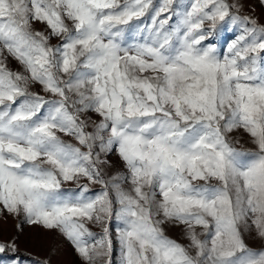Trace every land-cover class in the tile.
<instances>
[{"label":"snow or ice","instance_id":"6c2138e0","mask_svg":"<svg viewBox=\"0 0 264 264\" xmlns=\"http://www.w3.org/2000/svg\"><path fill=\"white\" fill-rule=\"evenodd\" d=\"M243 8L0 0V210L83 264H264L246 242H264V23ZM229 24L241 32L221 51Z\"/></svg>","mask_w":264,"mask_h":264},{"label":"rangeland","instance_id":"374dc122","mask_svg":"<svg viewBox=\"0 0 264 264\" xmlns=\"http://www.w3.org/2000/svg\"><path fill=\"white\" fill-rule=\"evenodd\" d=\"M244 4L242 14L258 17L261 23H264V0H241ZM41 28L42 25H36ZM241 32L239 25L229 24L227 30H220L219 35L215 37V42L221 51L227 50V44L235 39ZM53 44L56 40L52 41ZM10 67L14 70L18 69V65L12 61ZM39 91V88H36ZM93 119L98 120L95 114ZM67 142L76 143L74 138L64 136ZM235 139L239 140L238 147L251 149L254 146L248 141L247 134L242 131L238 133ZM113 164L112 173L123 170V164L119 157L113 154L111 156ZM85 181H82V183ZM67 187H74L69 183ZM93 192H98L99 185L90 186ZM93 231L99 229L93 226ZM165 234L177 242L187 245L188 240L183 231L179 227L167 225L165 227ZM14 240L16 243V251L6 249L5 252L0 253V264H13V261H20V264H83L78 254L75 252L73 246L57 231H48L43 228L30 225L22 218H17L8 215L6 212L0 210V242H8ZM246 242L250 247L260 249L264 248V242L259 240L254 232L246 236ZM114 261L119 260V245L114 241ZM22 253V254H19Z\"/></svg>","mask_w":264,"mask_h":264},{"label":"trees","instance_id":"16d2710c","mask_svg":"<svg viewBox=\"0 0 264 264\" xmlns=\"http://www.w3.org/2000/svg\"><path fill=\"white\" fill-rule=\"evenodd\" d=\"M19 254H22V253H19Z\"/></svg>","mask_w":264,"mask_h":264}]
</instances>
